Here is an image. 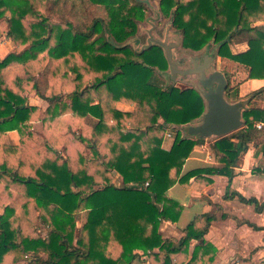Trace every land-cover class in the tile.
<instances>
[{
    "label": "trees",
    "instance_id": "16d2710c",
    "mask_svg": "<svg viewBox=\"0 0 264 264\" xmlns=\"http://www.w3.org/2000/svg\"><path fill=\"white\" fill-rule=\"evenodd\" d=\"M158 9L182 50L214 44L217 56L264 80V31L252 27L264 21V0H158ZM144 19L140 0H0V37L17 48L0 59V264H131L137 251L148 264L214 260L204 236L228 215L210 203L179 240L164 239L160 225L177 222L183 208L168 190L201 174L230 179L248 143L264 156L255 128L264 110L246 108L242 127L210 144L212 167L181 175L202 141L181 130L201 117L205 103L194 87L163 79L168 64L160 46L130 45L139 43ZM231 43L248 49L232 54ZM24 92L45 107L26 106ZM232 92L238 98L236 87ZM250 97L264 98V86ZM117 103L133 109L119 111ZM159 120L173 132L169 149L162 148ZM11 131L16 146L6 137ZM48 149L54 155L40 162ZM237 198L262 210L255 199Z\"/></svg>",
    "mask_w": 264,
    "mask_h": 264
},
{
    "label": "crops",
    "instance_id": "0c3cea01",
    "mask_svg": "<svg viewBox=\"0 0 264 264\" xmlns=\"http://www.w3.org/2000/svg\"><path fill=\"white\" fill-rule=\"evenodd\" d=\"M252 27H258L264 31V21L254 23ZM247 49L246 43L229 44V50L232 54L243 53ZM214 61L218 65H222L215 71L223 73L227 78V74L221 70L223 67L227 73L233 75L231 79H235L237 84L235 86H237V90L239 88L238 98L234 97L235 99L231 102L241 101L244 110L251 106L264 110V98L250 97L252 92L264 86V80L249 79L247 68L219 57L216 53ZM182 79H176V87L180 88L179 83ZM228 81L231 82L230 79ZM247 86L261 87L247 92ZM229 88L232 90L234 86H229ZM25 96L36 99L31 103H25L26 106L44 108L46 105L34 94H26ZM115 108L122 112H131L133 109L132 106L121 103H117ZM259 122H263L262 129L257 130L261 133L260 141L264 142V121ZM158 123L163 125L162 120H159ZM165 130L171 129L165 125ZM6 137L12 146L18 145L19 138L15 131L7 132ZM215 139L217 138L202 139L194 146L182 167L181 175L196 169L210 168L215 164L214 155L210 149V144ZM172 140L173 138L163 139V148L169 149ZM54 153L48 149L38 156V160L43 162L52 157ZM112 182L115 187H120L122 185L120 175L113 172ZM237 195L246 200L255 199L259 205H262V210L256 212L254 205L241 203ZM168 196L181 204L183 208L177 222L165 221L160 225L159 232L162 238L179 240L183 236L182 230L195 216L210 212V203L216 204L221 208L222 213L228 215V218L213 221L204 236V240L216 249L211 264H264V156L259 152L256 143H248L239 154L235 166L232 167L230 179L226 176L201 174L189 179L188 186L175 184L168 190ZM194 244L195 242H192L189 247V255ZM137 254L138 256L131 264H148L145 255H142L140 251H137Z\"/></svg>",
    "mask_w": 264,
    "mask_h": 264
},
{
    "label": "water",
    "instance_id": "95a60500",
    "mask_svg": "<svg viewBox=\"0 0 264 264\" xmlns=\"http://www.w3.org/2000/svg\"><path fill=\"white\" fill-rule=\"evenodd\" d=\"M152 44L160 46L165 53L167 64L170 68L171 80L177 76H192L194 88L199 92L205 103V111L201 117L186 126L189 136L199 139L221 138L228 135L243 125V103L241 101L229 102L226 98L228 83L224 74L218 71H210V63L214 59L206 55L201 62L197 58H188V68H178L172 60V50L180 46L177 36L161 41L151 36L146 47ZM193 88V87H192Z\"/></svg>",
    "mask_w": 264,
    "mask_h": 264
},
{
    "label": "rangeland",
    "instance_id": "374dc122",
    "mask_svg": "<svg viewBox=\"0 0 264 264\" xmlns=\"http://www.w3.org/2000/svg\"><path fill=\"white\" fill-rule=\"evenodd\" d=\"M140 1L144 2L145 19L143 22L138 24V33L136 37L138 38L139 43L135 44L132 40L129 41L130 45L133 48L139 49V48H142L144 45H146L149 31L152 32L154 37L159 38L162 41L164 39L165 33L166 35H168V39H172L173 36H177L178 38H180V35L176 34L175 31L171 28L170 19L163 17L162 14L160 13L158 9V0H140ZM38 9H40L41 12L44 11L42 7H38ZM51 21L55 22L54 19H51ZM170 41L171 40H169V42ZM16 49L17 48L15 44L11 40L5 38L4 36L0 37V59L4 58L8 53L13 52ZM215 52H216V47L214 44H210L209 46H207L206 48L202 49L199 52H189V51L182 50L180 47H178L173 50V58L177 63H179V66H181V68H187L189 67V62L187 60L189 57L198 59V58H202L204 53H210L214 55ZM221 66L222 65L220 64L218 65L216 62H212L210 71H215V69H218ZM221 70H224V73L227 74L228 78L230 79L231 82L229 83V86L230 87L234 86V88L235 87L237 88V86H235L237 85L235 79L233 80L231 79L233 75H231L230 73H227L223 67ZM168 77H169V71L163 74V79L167 82H168ZM194 80H195V77H192V76L183 77V79L179 83V86H180L179 89L183 90L184 88L194 87ZM255 86L253 87L247 86L246 88L247 92L250 90L251 91L256 90L259 87H261V86L259 87H255ZM237 91H239V88ZM24 94L26 95L30 93L24 92L23 95ZM30 97L31 96H28V97L25 96L26 98L25 103L28 104V103L33 102V100L36 101L34 97L32 98ZM226 97L229 102L235 99L232 90L230 94L227 95ZM185 128H183L181 131H183L184 135H188ZM11 141L13 140L11 139ZM82 222H83V216L81 217L80 220H78L77 224L79 225ZM36 232L40 237H44L46 233V227L38 224L36 228Z\"/></svg>",
    "mask_w": 264,
    "mask_h": 264
},
{
    "label": "flooded vegetation",
    "instance_id": "af4514ba",
    "mask_svg": "<svg viewBox=\"0 0 264 264\" xmlns=\"http://www.w3.org/2000/svg\"><path fill=\"white\" fill-rule=\"evenodd\" d=\"M151 36H153V34H152V32H148V38H147V42H148V39H150V37ZM154 37V36H153ZM168 39V35H166V33L164 34V39ZM159 39V38H158ZM163 39V40H164ZM169 40H171L170 42H172V39H168V41ZM162 41V40H161ZM146 45H147V43H146ZM146 45H144V46H146ZM176 49V48H175ZM174 50V49H173ZM173 50H172V60H173V62L177 65V67L178 68H181V66H179V63H177L175 60H174V58H173ZM216 53V52H215ZM206 55H208V56H212V57H214V59L212 60V62H215L214 60H215V54L213 55V54H210V53H204L203 54V56H202V58H198V60H199V62H201L202 63V61H203V59H204V57L206 56ZM188 60V59H187ZM212 62L210 63V65H212ZM190 66V65H189ZM188 68V67H187ZM210 68H211V66H210ZM169 71V77H168V81H171V82H175L176 81V79L177 78H183V77H187V76H177L176 77V79L175 80H171V75H170V68H169V66H168V70L166 71V72H168ZM209 72H211V71H209ZM189 77V76H188ZM195 77V76H194ZM224 77H225V75H224ZM196 78V77H195ZM226 78V77H225Z\"/></svg>",
    "mask_w": 264,
    "mask_h": 264
},
{
    "label": "built area",
    "instance_id": "2783aa9c",
    "mask_svg": "<svg viewBox=\"0 0 264 264\" xmlns=\"http://www.w3.org/2000/svg\"><path fill=\"white\" fill-rule=\"evenodd\" d=\"M162 124L165 126L164 123H162ZM262 127H263V122H257L255 124V128L258 130L262 129ZM172 138H173V132L171 130H165L164 135H163V139H172ZM145 185H147V184H145ZM144 264H146V263H144Z\"/></svg>",
    "mask_w": 264,
    "mask_h": 264
}]
</instances>
